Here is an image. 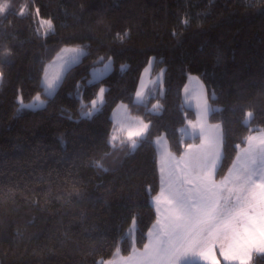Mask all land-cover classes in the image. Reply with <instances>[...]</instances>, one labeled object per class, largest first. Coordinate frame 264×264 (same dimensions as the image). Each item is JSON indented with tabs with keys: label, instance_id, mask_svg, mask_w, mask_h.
<instances>
[{
	"label": "trees",
	"instance_id": "16d2710c",
	"mask_svg": "<svg viewBox=\"0 0 264 264\" xmlns=\"http://www.w3.org/2000/svg\"><path fill=\"white\" fill-rule=\"evenodd\" d=\"M10 4L0 14V264H101L115 258L117 248L123 255L133 245L143 248L157 220L155 140L166 134L178 155L193 141L181 131L196 117L183 104L191 75L202 79L216 110L210 120L223 126L218 176L227 173L236 145L264 129V0ZM16 4L29 7L21 15ZM39 17L50 19L54 30L41 34ZM65 45L84 46L87 55L49 98L43 69ZM151 56L154 72L165 70V92L137 104L134 95ZM109 57L114 69L89 84L92 67ZM102 86L106 103L91 119L82 118L81 103L90 106ZM38 92L48 101L45 108L17 111L18 95L28 102ZM157 101L159 108L150 113ZM120 102L150 123L149 139L135 151L127 143L115 149L108 144ZM248 111L253 117L246 123ZM133 220L136 242L128 233ZM250 264H264V254H254Z\"/></svg>",
	"mask_w": 264,
	"mask_h": 264
},
{
	"label": "snow or ice",
	"instance_id": "6c2138e0",
	"mask_svg": "<svg viewBox=\"0 0 264 264\" xmlns=\"http://www.w3.org/2000/svg\"><path fill=\"white\" fill-rule=\"evenodd\" d=\"M9 7L7 0L0 2V14L8 12ZM20 14H24L23 9ZM44 23L46 31L53 29L51 21ZM119 38L123 40L122 36ZM85 55L87 53L81 47H64L55 58L56 70L49 71L51 64L44 67L42 86L49 98L56 96L57 89L73 66L80 64L81 57ZM111 68L109 58L104 70L93 71V79L88 83L98 81ZM4 79L5 74L0 71V83ZM79 88L77 85L78 95ZM105 91L101 87L90 106L81 103V108L85 109L81 113L82 118L91 119L101 111L98 105L106 103ZM193 91L197 119L188 120L186 128L181 131L190 139L199 138L200 143L186 145L179 158L171 154L166 145L162 148L160 190L154 197L157 220L148 233V242L142 250L133 245L126 257L121 256L117 248V259L101 264H190L196 258L207 264H221L220 257L226 264H249L253 252L264 254V131L247 136L244 148L236 145L239 151L235 159L227 173L217 179L218 171L223 168L224 139L220 126L208 123L209 113L216 110L209 106L204 91ZM145 100L141 82L134 101L140 104ZM17 102L18 112L42 109L48 104L41 99L39 92L32 103H24L22 95L17 96ZM158 108L159 102L149 112ZM246 115L253 117L251 111ZM124 119L126 126L122 125L119 131L126 134L125 139L119 140L114 132L108 144L115 149L119 140L121 147L127 143L131 151H135L141 142L149 139L150 123L126 114ZM159 142L157 138L155 143ZM93 164L105 172L109 171L99 161Z\"/></svg>",
	"mask_w": 264,
	"mask_h": 264
},
{
	"label": "rangeland",
	"instance_id": "374dc122",
	"mask_svg": "<svg viewBox=\"0 0 264 264\" xmlns=\"http://www.w3.org/2000/svg\"><path fill=\"white\" fill-rule=\"evenodd\" d=\"M12 1L13 0H7V2L9 3V5H11L10 3ZM0 2H4V0H0ZM16 5L18 6V10L19 11H21V9H23L24 11H26L28 9V7H29V5H27V4H16ZM45 21H51V20L48 19V18H43V17H39L38 18L37 28H38V31L41 34H47V33L51 32L52 30H54V24L51 21L52 24H53V29L46 31V27L47 26L44 23ZM64 47H81V48L84 49V52L85 53L87 52V49L84 46H81V45H65V46L61 47V49L64 48ZM61 49L57 52V54L60 53ZM57 54L55 55V57L52 60H50L49 62H47V64L45 65V66H48L49 64L52 65V67L49 69L50 72H54L56 70V61H55V58L57 57ZM82 58H83V56L81 57V60H82ZM109 58H111V64H112L111 71H112L114 69V61H113V58L112 57H109ZM109 58H107V60H105L103 63L98 64V65H94L92 67V69H91V76L89 77L88 81H90V80L93 79V76H92L93 71L102 72L104 70L105 64H107L109 62ZM150 61H151V63H149ZM154 65H155V56H151L150 59H149V61H148V63H147V65L142 70L141 77H140L139 84H138V86H139L140 83L142 82L143 85H144V94H145V97H146L145 102H148V100L150 99L151 96H154V95H157V96L159 95L160 96V95H163L164 92H165V86H164L165 70L164 69H161L158 72H154ZM110 72H108L106 75H108ZM106 75H104V76H106ZM104 76H102L101 78H103ZM188 82L189 83H187V85L185 86V88H187L188 91L185 92V97L186 98H185V101H183V104L185 106L190 105L189 103H192L193 104L194 103L193 102V95H195V93H194L193 90H200V89H202L204 91V94H205L206 98H207V102H208L209 106L211 107V105L209 103V100H208V96H207V90H206V87H205L202 79L198 75L193 74V75H191L190 81H188ZM102 87L106 89L105 86H102ZM137 90H138V88H137ZM105 93H106V91H105ZM40 95H41V99L47 101V99L45 98L44 95H42V94H40ZM104 96H105V94H104ZM105 98H106V96H105ZM32 102H33V99L31 101L24 102V103H32ZM157 102H159V101H157ZM157 102H156V104H157ZM159 104H160V102H159ZM124 106H126V107H124ZM98 107H101V106L98 105ZM125 114L128 117H131V118H140V119H142L141 117H138V116H136V115L133 114L131 108L129 107V105L127 103L120 102L119 104L116 105V107H115V109L113 110V113H112V117L114 119V126H113V129L111 131L110 138L113 135V133L115 132V134L119 137V140H124L125 139L126 134L119 131V128L122 125L126 126L127 121L124 119ZM250 119L251 118H248L247 117L246 118V121L249 122ZM143 121L145 123H149L148 121H146L144 119H143ZM212 124L213 125H219L220 126V129H221V133H222L223 126H222L221 122H212ZM183 128H184V125L181 127V129H183ZM261 131H264V129L263 130H260V131H256V132H254V133H252L250 135L257 134V133H259ZM222 136H223V139H224L223 133H222ZM157 138H159V141H160L159 143H156L157 149H158V155H159V164H160V154H161V150H162V148L165 145L167 146L168 151L171 154H173L176 158H179L181 156V154L178 155V154H176L171 149L170 144H169V140H168L166 134L160 135ZM157 138H156V140H157ZM119 140L116 143H119ZM245 146H246V144L243 145L241 148H244ZM221 177L222 176H218L217 175V179H220ZM151 230H152V228H151ZM128 233H129V235L131 237V240L133 242H136V240H137V223H136V221L134 223H132V225L129 227ZM136 249L138 250V248H136ZM139 250H142V249H139ZM120 255L122 256L123 254L120 253ZM124 257H126V256H124ZM115 259H117V256L115 257ZM195 260H196V262H194ZM197 261H201V262H198V263H203V264L207 263L206 261H203V260H201L199 258H196V259H193L190 262V264L197 263ZM251 262H252V259H251V261H249V264ZM221 264H223V263H221Z\"/></svg>",
	"mask_w": 264,
	"mask_h": 264
},
{
	"label": "crops",
	"instance_id": "0c3cea01",
	"mask_svg": "<svg viewBox=\"0 0 264 264\" xmlns=\"http://www.w3.org/2000/svg\"><path fill=\"white\" fill-rule=\"evenodd\" d=\"M189 81H190V78H189ZM189 83V82H188ZM187 85V84H186ZM185 85V86H186ZM194 96V95H193ZM185 87L183 88V101H185ZM193 104L192 103H189L190 105H187L188 107H192V108H194L195 110H196V117H195V119H191L192 121H195L196 119H197V109H196V105H195V101H194V99H193ZM208 123L210 124V125H213L212 124V121L210 120V113H209V116H208ZM186 125H187V123L184 125V128H186ZM183 128V129H184ZM184 132H182V135H183V137H185V138H188L185 134H183ZM222 133H223V129H222ZM191 140H193V139H191ZM191 143H195V144H199L200 143V140H199V138H197V140H193V141H191V142H189V143H187V145L188 144H191ZM186 147V146H185ZM184 150H185V148H184ZM183 150V151H184ZM182 155V154H181ZM154 201V200H153ZM153 228V227H152ZM141 249H143V248H141ZM139 250V249H138ZM254 254H257L256 252H253V254H252V258H253V256H254ZM129 255V254H128ZM128 255H124V256H128ZM123 256V255H122ZM218 256H219V254H218ZM221 258V263H226V262H223L222 260V257H220ZM115 258H113V259H110V260H114ZM109 261V260H108ZM194 262H196V260L194 261ZM197 262H201V261H197ZM205 264H207V263H205Z\"/></svg>",
	"mask_w": 264,
	"mask_h": 264
}]
</instances>
